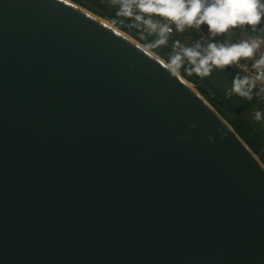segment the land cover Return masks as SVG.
<instances>
[{
    "label": "water",
    "instance_id": "obj_1",
    "mask_svg": "<svg viewBox=\"0 0 264 264\" xmlns=\"http://www.w3.org/2000/svg\"><path fill=\"white\" fill-rule=\"evenodd\" d=\"M163 60L73 0H0V264H264V164Z\"/></svg>",
    "mask_w": 264,
    "mask_h": 264
},
{
    "label": "clouds",
    "instance_id": "obj_2",
    "mask_svg": "<svg viewBox=\"0 0 264 264\" xmlns=\"http://www.w3.org/2000/svg\"><path fill=\"white\" fill-rule=\"evenodd\" d=\"M109 2L117 7V17L132 22L141 39L147 42L148 49L168 46L173 30L183 33L189 28L197 30L202 26L206 28L207 38L197 40L192 45H185L179 40L172 42L166 69L171 77H177L183 69L189 75L195 74L203 78L210 75L213 69H224L239 65L241 60H252L251 71L245 68L244 75H235L227 95L235 94L251 100L257 89L256 94H264V52L257 56V52L264 45V38L255 36L256 38L238 42L215 39L244 26H250L255 31L264 21V0H109ZM116 23L120 24V21L117 20ZM260 107L262 111L261 104ZM254 119L257 121L264 119V112L256 111ZM190 126L195 128L196 124ZM223 138L224 136L221 137ZM208 139L215 143V137L209 135Z\"/></svg>",
    "mask_w": 264,
    "mask_h": 264
},
{
    "label": "trees",
    "instance_id": "obj_3",
    "mask_svg": "<svg viewBox=\"0 0 264 264\" xmlns=\"http://www.w3.org/2000/svg\"><path fill=\"white\" fill-rule=\"evenodd\" d=\"M77 4L92 11L93 13L111 21L115 26L125 31L142 44L146 46V41L142 40L138 30L132 26L131 21L124 20L116 16L117 7L109 6V0H73ZM98 4L101 10L99 12L94 8ZM119 20L120 24L116 21ZM124 25V26H122ZM237 29V28H236ZM242 32L258 36H264V21L257 26L256 30L250 26L239 28ZM151 39V37L149 38ZM179 40L184 44V35L175 32L171 35L168 46L157 49H150L163 59L168 58L173 41ZM167 62V61H166ZM180 74L187 80L192 82L199 92L217 109V111L233 126L235 131L243 138L255 154L259 156L264 163V119L257 121L254 119L256 111H261L260 104L257 102V94L254 91L251 100L242 98L238 95H227L231 88L232 80L235 75H242L237 69H218L206 77H199L195 74L189 75L186 71L181 69ZM208 88L213 89L211 94Z\"/></svg>",
    "mask_w": 264,
    "mask_h": 264
},
{
    "label": "built area",
    "instance_id": "obj_4",
    "mask_svg": "<svg viewBox=\"0 0 264 264\" xmlns=\"http://www.w3.org/2000/svg\"><path fill=\"white\" fill-rule=\"evenodd\" d=\"M174 27V26H173ZM176 31L173 30L174 34ZM184 35V44L185 45H192L194 44L197 40H203L207 38V30L205 27H201L200 30H197L195 28H189L185 29L183 33ZM250 38H256L255 36L246 34L242 32L239 28L233 29L228 33L227 35H221L220 36V41H225V42H238L244 39H250ZM261 52H264V45L261 46V49L259 52H257V56L260 55ZM251 64L252 60H241L239 65H234L232 69H237L242 75L245 74V68L248 69V71H251ZM219 68L213 69L211 73H214L218 70ZM255 92H258V89L255 90ZM257 99L258 102L262 105V112H264V94H257Z\"/></svg>",
    "mask_w": 264,
    "mask_h": 264
},
{
    "label": "rangeland",
    "instance_id": "obj_5",
    "mask_svg": "<svg viewBox=\"0 0 264 264\" xmlns=\"http://www.w3.org/2000/svg\"><path fill=\"white\" fill-rule=\"evenodd\" d=\"M109 6H114V5H112V4H108ZM115 7V6H114ZM94 8H96V10L99 12V10H101V8L99 7V5L98 4H96L95 6H94ZM90 11V10H89ZM92 12V11H91ZM99 16V15H98ZM217 41H220V36H217L216 38H215ZM167 59L168 58H166V59H164L165 61H167ZM188 82L192 85V86H194L195 87V85L192 83V82H190L189 80H188ZM196 88V87H195ZM197 89V88H196ZM208 90H209V92L212 94L213 93V89L212 88H208ZM259 157V156H258ZM264 164V163H263Z\"/></svg>",
    "mask_w": 264,
    "mask_h": 264
},
{
    "label": "flooded vegetation",
    "instance_id": "obj_6",
    "mask_svg": "<svg viewBox=\"0 0 264 264\" xmlns=\"http://www.w3.org/2000/svg\"><path fill=\"white\" fill-rule=\"evenodd\" d=\"M256 37H259V38H264V36H263V35H258V36H256Z\"/></svg>",
    "mask_w": 264,
    "mask_h": 264
},
{
    "label": "bare ground",
    "instance_id": "obj_7",
    "mask_svg": "<svg viewBox=\"0 0 264 264\" xmlns=\"http://www.w3.org/2000/svg\"><path fill=\"white\" fill-rule=\"evenodd\" d=\"M93 14H95V13H93ZM95 15H97V14H95ZM98 16V15H97ZM164 61V60H163ZM166 62V61H165ZM167 63V62H166ZM183 77V76H182ZM184 78V77H183ZM185 80H187L186 78H185ZM188 81V80H187Z\"/></svg>",
    "mask_w": 264,
    "mask_h": 264
}]
</instances>
